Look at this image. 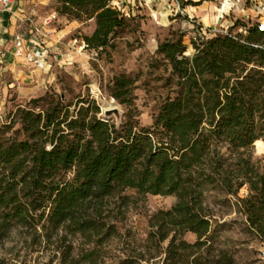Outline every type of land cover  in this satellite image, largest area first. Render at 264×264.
Listing matches in <instances>:
<instances>
[{
    "label": "trees",
    "instance_id": "1",
    "mask_svg": "<svg viewBox=\"0 0 264 264\" xmlns=\"http://www.w3.org/2000/svg\"><path fill=\"white\" fill-rule=\"evenodd\" d=\"M53 2L60 16L92 22V30L80 36L87 49L110 47L128 25L124 8L112 0ZM261 24H242L245 32L224 34L196 25L203 37L191 43V54L182 34L161 41L157 53L170 64L176 84L150 126L129 113L116 124L85 97L73 110L72 103L52 97L46 108L18 107L13 117L0 120V239L21 227L36 236L41 230L47 236L64 231L100 244L116 233L102 219L104 201L131 189L176 196L170 209L151 217L149 233V240L167 241L166 260L176 261L188 250L209 248L208 185L234 196L249 228L264 237V172L249 154L255 141H264ZM133 87L134 80L125 74L108 84L110 95L125 105L133 101ZM39 100L47 101L48 95L32 101ZM245 186L248 193L239 196ZM186 233L195 234V242L185 240ZM196 253L190 264H233L225 250L212 261ZM119 264H129L128 259Z\"/></svg>",
    "mask_w": 264,
    "mask_h": 264
},
{
    "label": "rangeland",
    "instance_id": "2",
    "mask_svg": "<svg viewBox=\"0 0 264 264\" xmlns=\"http://www.w3.org/2000/svg\"><path fill=\"white\" fill-rule=\"evenodd\" d=\"M185 1L126 0L115 3L127 13L128 25L104 50L87 49L85 45L78 48L77 42L71 45L69 40L64 42L65 46L62 41L47 37L42 67L34 59L22 62L17 58L13 61L1 58L0 120L13 117L18 107L28 106L36 111L46 108L52 97L61 98L64 104L72 103L73 110L78 98L85 97L95 100L100 106V115L116 124L129 113L142 125L150 126L170 86L176 84L170 64L157 53L161 41L173 38V33L182 34L187 53H194L191 43H199L203 35L197 33L195 27H189L188 20L190 16L199 20L198 12L203 14L210 33L245 32L246 27L242 24H264V0H200L204 3L200 11L197 7H183ZM18 2L21 3V14L31 19L36 17L28 10L33 1ZM41 2L40 15L55 14L47 24L58 27L59 14L53 0ZM210 5L217 8L218 21H212ZM235 22L239 23L238 27H232ZM21 29L24 30V25ZM91 30L92 22L73 34L80 33V41V36ZM0 50H4L1 45ZM120 74L134 80L130 105L121 104L109 93L108 84ZM47 95V101L39 100L38 104L32 101ZM105 110L112 111L106 115ZM249 154L254 165L264 172V141H255ZM247 193L245 186L239 196ZM123 195L130 199L123 200ZM176 200L175 195H142L131 189L107 198L103 203L102 219L113 224L116 233L100 244L89 242L88 237L80 234L61 231L47 236L41 230V235L36 236L31 229L13 227L0 239V264H119L123 259H128L129 264H190L192 254L197 251L188 250L182 259L168 262L167 241L149 240L151 217L159 210L170 209ZM204 205L210 214L211 241L209 248L206 245L196 254H203V258L212 261L220 250H225L233 264H264V237L249 228L234 196L218 185H208ZM184 238L193 243L196 235L186 233Z\"/></svg>",
    "mask_w": 264,
    "mask_h": 264
},
{
    "label": "crops",
    "instance_id": "3",
    "mask_svg": "<svg viewBox=\"0 0 264 264\" xmlns=\"http://www.w3.org/2000/svg\"><path fill=\"white\" fill-rule=\"evenodd\" d=\"M29 1H33V4H30L28 6V10H30L31 13H34V15H36L34 19H31L30 16L27 17L25 16V14L20 13L22 11V9L19 6L21 5V3L18 1H17L18 10L15 13H10V12L0 13V45L4 49L1 51H3L2 58H4L5 61H13L16 58L22 59V62L25 60L29 61L33 59L35 60V62L41 60L39 53L41 51L46 52L45 42L47 37L51 39L53 38L54 40L57 41H62L63 45H65V43L68 40L69 42H71V45L72 43L74 44L77 42L79 44L77 45L78 48H80V46L82 47L85 45L82 39H80L79 41L80 33L76 35L73 34L74 31L79 30L81 27H83L85 25L84 23H80L75 20H69L64 16L57 15V19H58L57 21L58 23H60V25H58V27L57 26L55 27V25L53 26L48 25L47 24L49 21L48 18L50 17H48V15L46 17L40 15V9L43 5L41 0H29ZM47 1H51V0H47ZM192 1L200 2V0H192ZM125 2L126 0H120V3H125ZM203 4L200 2L199 5H195V6L186 5L183 7H187V6L197 7L199 8L200 11V7H202ZM214 6L210 5L209 7L211 9V14H212L211 19L212 21L215 22L218 21L220 18L218 14H216L217 8ZM197 15L200 16L199 20L193 19L192 16H190V20H188L189 27L193 28L195 27V25L200 24L202 25L203 28L207 29L208 33H210L211 32L210 29L208 28L207 24L204 23L203 14H199L198 12ZM21 19L24 20L21 21ZM42 23H44V25ZM23 25H24V30L22 31L21 27H23ZM92 28H93V24H92ZM17 33H22L24 36L27 37V39L24 37V43L23 46L21 47V53L19 56L15 55L16 45L14 42V36ZM63 45H59V47L60 48L63 47L65 49L66 47H64Z\"/></svg>",
    "mask_w": 264,
    "mask_h": 264
},
{
    "label": "built area",
    "instance_id": "4",
    "mask_svg": "<svg viewBox=\"0 0 264 264\" xmlns=\"http://www.w3.org/2000/svg\"><path fill=\"white\" fill-rule=\"evenodd\" d=\"M17 1L18 0H0V13H2V12L15 13L17 11ZM112 1H113V3L120 2V0H112ZM54 16H55V14H53L52 16H49L50 17V18H48L49 22H50V19H53ZM23 20L24 19H21V21H23ZM260 28L264 30V24H261ZM14 42L16 45L15 55L19 56L21 53V47L23 46V43H24V35L22 33H17L14 36ZM2 55H3V51L0 50V59L2 58ZM39 56H40L41 60L36 61V63L42 67L43 61H44L43 57L45 56V51H41L39 53Z\"/></svg>",
    "mask_w": 264,
    "mask_h": 264
},
{
    "label": "water",
    "instance_id": "5",
    "mask_svg": "<svg viewBox=\"0 0 264 264\" xmlns=\"http://www.w3.org/2000/svg\"><path fill=\"white\" fill-rule=\"evenodd\" d=\"M111 111H112V110H105V114H106V115H110Z\"/></svg>",
    "mask_w": 264,
    "mask_h": 264
}]
</instances>
